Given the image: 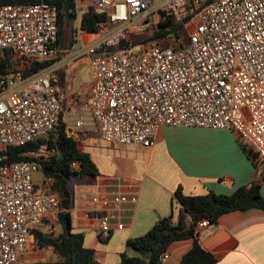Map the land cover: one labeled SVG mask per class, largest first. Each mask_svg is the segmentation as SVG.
I'll return each mask as SVG.
<instances>
[{
    "label": "built area",
    "instance_id": "2783aa9c",
    "mask_svg": "<svg viewBox=\"0 0 264 264\" xmlns=\"http://www.w3.org/2000/svg\"><path fill=\"white\" fill-rule=\"evenodd\" d=\"M89 7L107 14L104 31L85 51L94 74L89 108L103 142L152 149L165 127L223 130L264 158V0H77L79 23ZM190 10L188 40L105 53L169 17L183 20ZM59 31L53 4H0V72L7 57L19 70L26 59L57 60ZM49 69L0 79V162L8 148L58 127L63 104ZM83 125V119L75 123L77 129ZM39 171L31 162L0 163V264H29L33 232L63 211L56 195L36 191ZM130 202L121 192L93 196L102 240L110 238L114 224L124 228L114 210ZM209 226L204 220L197 229ZM168 259L165 253L160 262Z\"/></svg>",
    "mask_w": 264,
    "mask_h": 264
},
{
    "label": "crops",
    "instance_id": "0c3cea01",
    "mask_svg": "<svg viewBox=\"0 0 264 264\" xmlns=\"http://www.w3.org/2000/svg\"><path fill=\"white\" fill-rule=\"evenodd\" d=\"M77 29L60 41V56L50 67L49 76L62 99L70 134L78 141L79 149L93 157L100 175L70 182V212L74 232L85 236L84 245L96 252L97 260L119 264L121 255L129 254V240L147 234L160 219L180 213L181 206L175 200L179 187L189 196L210 191L229 196L254 182L258 170L243 152L242 141L229 131L165 127L158 131L152 149L122 148L103 142L89 108L94 79L91 61L89 81L80 77L82 66L78 63L79 57L88 56L85 51L97 41L98 34L82 32L80 23ZM80 119L84 125L77 129L75 123ZM36 186L42 192L41 185ZM117 192L128 195L131 202L114 210L124 228L118 230L114 224L113 233L105 241L97 232L99 221L92 198L96 193L111 197ZM262 195L264 198V181ZM37 231L56 235L59 228L54 219ZM198 239L217 264H264V211L251 209L223 215L216 225L199 230ZM31 243L29 264L57 260L52 250L37 245L34 235ZM193 244L192 239L172 244L164 264H180Z\"/></svg>",
    "mask_w": 264,
    "mask_h": 264
},
{
    "label": "trees",
    "instance_id": "16d2710c",
    "mask_svg": "<svg viewBox=\"0 0 264 264\" xmlns=\"http://www.w3.org/2000/svg\"><path fill=\"white\" fill-rule=\"evenodd\" d=\"M41 2L53 4L58 8L61 41L66 33L64 29L66 24L78 20L77 0H0L1 5H34ZM193 17L194 13L191 10L183 20L169 17L165 22L153 26L147 33L132 35L122 40L118 46L106 49L105 53H114L125 48L145 47L153 41H157L162 48H168L173 41L167 44L164 40L184 38L186 34L184 26ZM106 22L107 14L89 7L82 14L80 30L100 34L104 31L103 25ZM53 64L54 61L36 62L26 59L24 68L19 70L13 59L7 57L0 72V79L16 73L28 78L49 69ZM52 84L55 85L54 81ZM70 131L62 115L58 127L53 132L26 146L8 148L3 152L0 163L1 165L19 162L37 164L45 177L44 184L50 182L47 193L54 194L60 199L63 211L56 217L59 233L45 235L37 230L33 232L37 245L52 250L57 257L54 262L40 264H101L96 258V252L85 247V236L74 232L73 217L70 212L72 192L69 187L73 179L96 178L100 172L93 157L79 149L78 141ZM44 147L48 153L39 154L38 151ZM242 150L258 170L254 182L241 187L229 196L218 195L212 191L205 195L189 196L184 193L182 187H179L175 192V200L181 206L180 213L177 216L173 214L169 218L160 219L147 234L131 239L127 243L129 249L146 254V257L123 253L119 264H162L161 256L168 253L172 244L190 239L194 240L193 247L180 264H217L216 258L200 245L198 224L207 220L210 225H216L223 215L237 211L244 212L251 209L264 211L262 195L264 158L243 143ZM52 151L54 154L49 153ZM36 191H40L39 186H36Z\"/></svg>",
    "mask_w": 264,
    "mask_h": 264
},
{
    "label": "rangeland",
    "instance_id": "374dc122",
    "mask_svg": "<svg viewBox=\"0 0 264 264\" xmlns=\"http://www.w3.org/2000/svg\"><path fill=\"white\" fill-rule=\"evenodd\" d=\"M78 26H79V22L78 21H71L68 24H66V26L64 27V29L66 31L64 37L70 36L72 32H74V33L77 32ZM188 38H189L188 37V33H186L184 35V39L188 40ZM164 42L167 43V44H170L171 40H169V39L168 40H164ZM78 59H79L78 63L81 64V66H82V68H81L82 72L80 74V77L83 79V81H89L90 75H89V70H88V63H89V60L91 61V58L88 57V56L83 55V56L79 57ZM68 89H69V91H71V86ZM34 181H35V183H39L41 185L42 192L43 191H47L49 189L48 187H49V183L50 182H47V183L43 184L45 182V177H44V175H43V173L41 171L36 172L34 174ZM70 185H71V183H70ZM129 256H138V257H143L144 258V257H146V254L138 252V251H136L134 249H129Z\"/></svg>",
    "mask_w": 264,
    "mask_h": 264
}]
</instances>
